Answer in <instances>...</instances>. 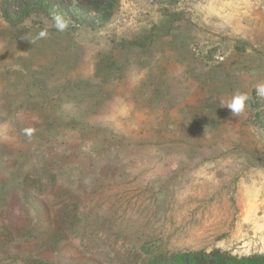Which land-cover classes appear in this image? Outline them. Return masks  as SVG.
<instances>
[{
    "label": "rangeland",
    "instance_id": "obj_1",
    "mask_svg": "<svg viewBox=\"0 0 264 264\" xmlns=\"http://www.w3.org/2000/svg\"><path fill=\"white\" fill-rule=\"evenodd\" d=\"M28 2L0 0V264L264 256V0Z\"/></svg>",
    "mask_w": 264,
    "mask_h": 264
},
{
    "label": "trees",
    "instance_id": "obj_2",
    "mask_svg": "<svg viewBox=\"0 0 264 264\" xmlns=\"http://www.w3.org/2000/svg\"><path fill=\"white\" fill-rule=\"evenodd\" d=\"M97 2L102 1L99 7L106 10L108 14L114 13L116 10L118 0H96ZM178 0H169L170 4L176 3ZM42 4V0H38L36 3L28 2L27 8L23 9L21 14L25 15L28 13V7L33 5ZM171 264H264V256L253 255V256H233L220 250H213L207 252L200 250L197 252H185L177 255L173 260H170Z\"/></svg>",
    "mask_w": 264,
    "mask_h": 264
},
{
    "label": "clouds",
    "instance_id": "obj_3",
    "mask_svg": "<svg viewBox=\"0 0 264 264\" xmlns=\"http://www.w3.org/2000/svg\"><path fill=\"white\" fill-rule=\"evenodd\" d=\"M52 19L54 22V27L58 32H64L70 23V20L66 18L63 14L54 13L52 15ZM48 36L47 29L41 30L37 33L35 37H33L31 41L33 44L36 40L44 39ZM255 93L257 97L264 98V82L258 83L255 85ZM251 99V93L248 91L238 90L235 92L229 100L221 99V107L227 106L234 116H239L243 113L247 107L248 101ZM66 107H71V105H66ZM207 126L205 128L206 134ZM25 135L31 137L34 133L32 128L24 129ZM204 134V135H205Z\"/></svg>",
    "mask_w": 264,
    "mask_h": 264
}]
</instances>
